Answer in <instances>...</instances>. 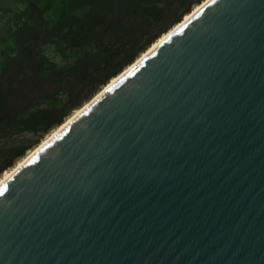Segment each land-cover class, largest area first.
Masks as SVG:
<instances>
[{"label":"water","instance_id":"1","mask_svg":"<svg viewBox=\"0 0 264 264\" xmlns=\"http://www.w3.org/2000/svg\"><path fill=\"white\" fill-rule=\"evenodd\" d=\"M0 264H264V0L211 2L13 175Z\"/></svg>","mask_w":264,"mask_h":264},{"label":"trees","instance_id":"2","mask_svg":"<svg viewBox=\"0 0 264 264\" xmlns=\"http://www.w3.org/2000/svg\"><path fill=\"white\" fill-rule=\"evenodd\" d=\"M202 1L180 0L170 27ZM173 3L20 0L16 10L0 8L9 14L0 34V178L150 48L160 36L146 26L162 30Z\"/></svg>","mask_w":264,"mask_h":264},{"label":"bare ground","instance_id":"3","mask_svg":"<svg viewBox=\"0 0 264 264\" xmlns=\"http://www.w3.org/2000/svg\"><path fill=\"white\" fill-rule=\"evenodd\" d=\"M214 0H205L191 13L186 15L180 23L175 25L168 32L160 35V37L150 46V48L136 59V61L125 68L122 73L109 81L87 104L82 108L74 111L71 116L53 132L45 136L41 143L33 150L29 151L24 158L19 160L9 171H6L0 178V188L23 166H25L34 156H36L44 147H46L54 138H56L62 131H64L69 125H71L76 119H78L84 112H86L91 106L99 101L104 95L112 90L117 84H119L125 77H127L132 71L145 62L153 53H155L162 45H164L172 36H174L181 28H183L189 21H191L196 15H198L205 7H207Z\"/></svg>","mask_w":264,"mask_h":264},{"label":"rangeland","instance_id":"4","mask_svg":"<svg viewBox=\"0 0 264 264\" xmlns=\"http://www.w3.org/2000/svg\"><path fill=\"white\" fill-rule=\"evenodd\" d=\"M4 7L16 10L20 8V0H0V8ZM7 17H9V14H3L2 11H0V34L3 32V26Z\"/></svg>","mask_w":264,"mask_h":264},{"label":"flooded vegetation","instance_id":"5","mask_svg":"<svg viewBox=\"0 0 264 264\" xmlns=\"http://www.w3.org/2000/svg\"><path fill=\"white\" fill-rule=\"evenodd\" d=\"M156 29H158V28H156Z\"/></svg>","mask_w":264,"mask_h":264}]
</instances>
